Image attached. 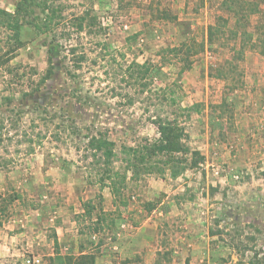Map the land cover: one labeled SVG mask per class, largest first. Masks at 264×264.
Here are the masks:
<instances>
[{"label": "rangeland", "instance_id": "1", "mask_svg": "<svg viewBox=\"0 0 264 264\" xmlns=\"http://www.w3.org/2000/svg\"><path fill=\"white\" fill-rule=\"evenodd\" d=\"M18 1L0 0V9L13 12ZM219 1L64 0L68 19L92 10L103 34L71 32L54 39L24 29L25 45L10 63L12 72L0 69V264H55L51 259L57 253L78 257L81 251L94 255V264H155L159 258L162 264L264 261V56L246 52L234 90L212 76L227 49L220 55L196 47L200 52L190 58L192 68L180 78V65L164 70L155 85L179 79L184 104L199 105L186 131L205 162L177 180L145 179L128 193L125 206H114L108 189L89 182L79 139L68 129L74 122L106 132L118 145L157 138L140 104L129 107L112 98L116 83L105 73L116 66L98 54L107 47L122 65L158 64L161 48L206 41ZM160 12L177 16V22L161 19ZM76 45L89 57L80 71L69 54ZM52 46L54 75L23 99L22 92L45 75ZM9 96L15 97L11 104L4 100ZM24 132L35 141L32 154L27 142H17L25 139ZM87 201L98 209L91 220L78 223ZM148 202L157 203L151 212ZM102 212L106 219L100 223ZM210 230L220 233L211 236Z\"/></svg>", "mask_w": 264, "mask_h": 264}, {"label": "trees", "instance_id": "2", "mask_svg": "<svg viewBox=\"0 0 264 264\" xmlns=\"http://www.w3.org/2000/svg\"><path fill=\"white\" fill-rule=\"evenodd\" d=\"M63 1L19 0L13 12L0 9V69L12 72L10 63L25 45L23 31L26 28L40 35L52 34L54 39L61 34L71 36V32L78 36L84 34L99 37L103 34L104 29L99 23V17L92 10L76 15L74 19H68L65 16L66 8ZM160 15L164 16L161 19L174 23L178 20L177 16H172L168 12H160ZM196 47L202 52L207 50L220 55L222 50H228V57L212 67V76L222 79L227 87L234 90L241 83L238 81L239 85H234L236 84L234 80L236 76H241L240 63L244 61L246 52L255 51L264 56V0H220L218 13L213 23L207 27L206 41L201 45L183 42L177 46L161 48L157 53L160 60L158 64L146 60L143 63L133 61L122 65L117 57L107 51V47L106 52L101 50L98 54L103 60H106V57L110 58L112 68L113 65L116 66L111 74L105 73L116 83L111 89L112 98L122 99L124 105L129 107L140 104L147 122L153 124L158 133V137L153 140L143 139L129 146L118 145L106 132L94 133L89 128L78 127L74 122L69 125L68 129L79 139L80 145L78 144L77 149L82 153L80 160L88 170L89 182L99 187L101 191L108 189L113 197L114 206L127 205L128 193L149 177L177 180L188 171L198 169L205 162V156L189 145L186 131V124L193 113L199 112V105L189 107L184 104L179 79L165 85H155L166 68L180 65L181 67L177 69L178 78L189 71L193 65L190 58L200 52L198 49L195 50ZM48 52L49 67L45 75L31 87L30 91L22 92L23 99L39 92L54 75L53 54L57 52L55 46L50 47ZM69 54L76 71L82 70L83 65L89 61L86 49L80 45L70 46ZM119 56L121 60H125V55ZM94 64L97 65L98 61H94ZM4 100L11 104L15 97H5ZM11 126L18 129L16 122ZM3 130L4 124L0 126V136ZM58 135L55 137L60 140ZM24 138L17 140L18 144L27 142L28 153H34L32 144L35 141L28 137L27 132H24ZM97 198L100 202L104 201L102 195H98ZM156 205L155 202H148L145 208L147 212H151ZM96 209L98 208L94 201L85 202L84 211L77 216L76 222L87 218L91 220ZM101 214L98 219L100 223L106 219V214ZM113 225L114 219L111 220V226ZM217 233L220 231L210 230L211 236H216ZM55 244H58L57 236ZM94 257L83 251L78 257L62 256L57 253L51 261L55 264H94ZM159 257L163 255L159 254ZM263 262L256 260L252 264H264ZM155 264H162L161 258L157 259Z\"/></svg>", "mask_w": 264, "mask_h": 264}, {"label": "built area", "instance_id": "3", "mask_svg": "<svg viewBox=\"0 0 264 264\" xmlns=\"http://www.w3.org/2000/svg\"><path fill=\"white\" fill-rule=\"evenodd\" d=\"M36 261L28 260V264H34Z\"/></svg>", "mask_w": 264, "mask_h": 264}]
</instances>
